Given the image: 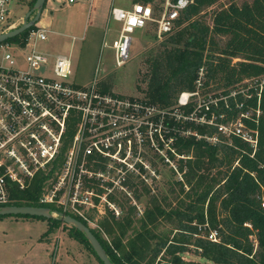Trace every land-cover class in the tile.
Returning <instances> with one entry per match:
<instances>
[{"label":"trees","instance_id":"trees-1","mask_svg":"<svg viewBox=\"0 0 264 264\" xmlns=\"http://www.w3.org/2000/svg\"><path fill=\"white\" fill-rule=\"evenodd\" d=\"M218 1L194 0L180 16L177 28L165 35L160 51L147 59L149 65L141 77L146 86L138 87L147 94L144 100L185 115L193 108L180 106L178 98L183 91H194L204 67L208 85L226 88V99L209 104L207 119L214 114L215 123L226 124L260 106L259 118L256 114L242 118L249 128L259 130V149L251 157L248 143L236 135H224L218 125L168 117L176 153L181 155L168 188L129 179V188L119 192L122 199L113 193L109 196L119 215L107 206L98 227H91L114 264H155L160 255L167 264H207L184 258L189 242L210 264H264V208L258 198L264 186V90L258 100L256 83L264 74V0L232 2L214 9ZM209 12L211 24L205 19ZM27 33L8 41H20ZM103 90L107 91L106 86ZM190 130L194 133L188 134ZM214 136L218 138L215 143L209 140ZM53 171L38 174L25 190L12 186V204L62 212L54 204L39 201ZM142 203L143 208L139 207ZM49 220L50 228L62 223L60 217ZM207 222L219 229V242L204 237L201 230ZM245 223L257 230L256 253L250 240L252 230ZM71 229L93 250L83 232L74 226Z\"/></svg>","mask_w":264,"mask_h":264},{"label":"built area","instance_id":"built-area-1","mask_svg":"<svg viewBox=\"0 0 264 264\" xmlns=\"http://www.w3.org/2000/svg\"><path fill=\"white\" fill-rule=\"evenodd\" d=\"M14 1L0 0V34L19 27L25 20V16L12 20ZM65 1L73 4L79 0ZM193 2L162 0L158 6L151 2H135L129 8L112 6L110 17L121 27L112 43L105 42V45L114 50L116 66H123L130 58L136 31L154 25L159 38L172 33L180 16ZM20 19L23 21L19 25ZM26 31L27 35L20 41L0 42V207L14 205L12 186L25 190L38 174L47 175L54 169L53 176L45 183L40 203L54 204L63 213L74 214L87 221L91 228L95 219L82 212L78 205L86 204L89 209L96 208L101 214L103 211L99 207L106 204V208L110 206L119 215L109 196L116 190L126 191L129 188L125 182L126 175L138 169L123 173L124 170L117 164L129 169L127 154L137 142L142 144L145 140L144 127L152 132L155 126L158 137L163 138L164 135L174 142L168 117H183L190 121V112L183 115L179 110L170 112L144 99L117 96L104 91L97 79L88 86L70 83L71 56L58 54L52 63V56L38 48L39 42L48 40L50 30L36 23ZM205 73V68H200L196 80L200 86ZM256 83L260 100L264 74ZM194 93L198 92H191V95ZM235 94L236 91L231 93ZM216 99L205 104L204 110L197 113L196 120L198 123L218 125L226 136L233 134L240 137L250 145L251 157H254L259 149L260 132L249 128L242 118L252 114L259 118L261 107L241 113L229 123L218 124L214 122V114L210 120L207 119L209 104L226 99V96ZM189 103L186 101L179 105L187 106ZM209 140L215 143L218 138L214 136ZM111 171L116 172L111 175ZM94 175H101L104 179L108 176L105 180L108 184L112 176H119L120 184H113V187L104 184L103 188L100 183L96 184L100 189L93 187L94 183L85 186L84 181L88 182L89 176ZM102 190L107 191L105 202H99ZM258 198L264 208V186H261ZM51 212L59 216V211ZM206 225L210 226L208 222L205 228ZM245 225L252 230L250 240L256 253L259 248L257 230L251 223ZM204 237L219 242L221 233L218 228L210 227Z\"/></svg>","mask_w":264,"mask_h":264},{"label":"rangeland","instance_id":"rangeland-1","mask_svg":"<svg viewBox=\"0 0 264 264\" xmlns=\"http://www.w3.org/2000/svg\"><path fill=\"white\" fill-rule=\"evenodd\" d=\"M136 0H79L68 4L65 0H47L38 26L50 30L48 40L41 41L38 48L50 54L51 62L58 54L71 56L72 67L68 81L82 86L90 85L95 79L99 86L107 92L124 98H146L147 95L138 86H146L141 77L147 71V59L160 51L161 43L167 38H159L155 33V26L149 25L144 30H138L133 35V46L130 58L123 66H116L114 50L105 45L111 44L113 39L119 35L120 23L110 17L112 6L132 7ZM162 0H150L154 6L160 5ZM249 0H219L214 9L230 5L232 2L241 5ZM34 0H15L12 8V20L16 21L34 7ZM35 16L33 13L32 17ZM209 24L212 23V12L205 15ZM23 19H20L19 25ZM18 25V26H19ZM235 59L234 61H236ZM97 68L99 73H97ZM204 82V83H203ZM200 86L195 82L194 91H183L179 96V103L189 101L193 110L190 112V121H197V113L204 110L205 104L215 102L216 97L225 96L226 88L217 84H207L204 78ZM191 92H198L191 95ZM193 94V93H192ZM206 110V109H205ZM155 126L151 132L150 128L144 127L145 140L142 144H135L133 150L128 152L129 169L122 164L118 167L126 171L134 172L126 175L129 179L138 182L146 180L159 188L167 189V181L173 180V168L177 167L181 155L176 153L172 139L163 135L158 137ZM172 144V145H171ZM101 170V169H99ZM116 171H111L113 175ZM108 172H106V175ZM105 175V176H106ZM178 174V176H180ZM89 181L84 184L94 183L100 189L108 176L102 178L89 176ZM114 178V179H113ZM119 176H112L109 186L120 184ZM93 180H96L95 182ZM123 181V182H124ZM104 182V183H103ZM100 183V186H97ZM128 183V182H127ZM97 184V185H96ZM103 188V187H102ZM104 190V189H103ZM102 190V198L99 202H105L107 191ZM110 190H108L109 192ZM113 192L119 199L122 193ZM84 195V192H83ZM92 197V195H91ZM95 199V198H94ZM124 200V198H123ZM144 202V201H143ZM104 204V203H103ZM102 204V205H103ZM106 205V204H105ZM99 207L103 212L100 214L96 208L80 203L81 211L94 218L92 227L97 228L99 220L105 216L106 206ZM144 203L139 207L143 208ZM107 209V208H106ZM55 216H58L57 214ZM59 217V216H58ZM50 220L31 215H2L0 216V264H102L83 238L77 236L72 230V225L62 223L50 228ZM210 226L206 225L203 230L208 231ZM200 231V232H201ZM77 236L78 238H76ZM188 251L184 258L189 261H209L201 258L196 251V246L191 242L185 244ZM160 257L155 264H167Z\"/></svg>","mask_w":264,"mask_h":264},{"label":"water","instance_id":"water-1","mask_svg":"<svg viewBox=\"0 0 264 264\" xmlns=\"http://www.w3.org/2000/svg\"><path fill=\"white\" fill-rule=\"evenodd\" d=\"M46 2L47 0H36L34 7L25 14V20L23 24L9 32L0 34V42L13 38L35 25L41 17ZM33 13H35V16L32 18ZM19 214L45 217L48 219L55 217V215L51 212V209L46 206L9 205L0 207V216ZM58 214L63 222L74 226L80 232H83L86 235V238L90 242L93 250L95 251L98 258L103 262V264H114L107 254V251L101 241L97 238V236L87 224L70 214L63 212H59Z\"/></svg>","mask_w":264,"mask_h":264},{"label":"snow or ice","instance_id":"snow-or-ice-1","mask_svg":"<svg viewBox=\"0 0 264 264\" xmlns=\"http://www.w3.org/2000/svg\"><path fill=\"white\" fill-rule=\"evenodd\" d=\"M135 21H133V23H134Z\"/></svg>","mask_w":264,"mask_h":264},{"label":"crops","instance_id":"crops-1","mask_svg":"<svg viewBox=\"0 0 264 264\" xmlns=\"http://www.w3.org/2000/svg\"><path fill=\"white\" fill-rule=\"evenodd\" d=\"M135 3V2H134Z\"/></svg>","mask_w":264,"mask_h":264}]
</instances>
